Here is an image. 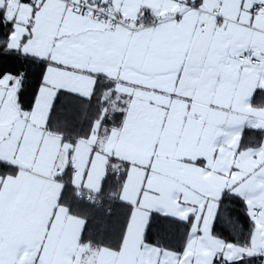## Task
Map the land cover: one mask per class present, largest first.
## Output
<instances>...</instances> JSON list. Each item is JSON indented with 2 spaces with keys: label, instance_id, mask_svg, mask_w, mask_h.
I'll list each match as a JSON object with an SVG mask.
<instances>
[{
  "label": "snow or ice",
  "instance_id": "obj_1",
  "mask_svg": "<svg viewBox=\"0 0 264 264\" xmlns=\"http://www.w3.org/2000/svg\"><path fill=\"white\" fill-rule=\"evenodd\" d=\"M252 259L264 0H0V264Z\"/></svg>",
  "mask_w": 264,
  "mask_h": 264
},
{
  "label": "trees",
  "instance_id": "obj_2",
  "mask_svg": "<svg viewBox=\"0 0 264 264\" xmlns=\"http://www.w3.org/2000/svg\"><path fill=\"white\" fill-rule=\"evenodd\" d=\"M30 96H31V90H29V92L26 93L25 98L28 99V98H30ZM248 135L249 136H253L254 133L249 132ZM231 208L233 209V212H232L233 217L240 218L241 219V223H243V219H242L243 218V214H244L243 205L240 204L239 202H232L231 203ZM244 230L246 232L247 231V228H245ZM173 231H178L179 233H182L184 231V228L182 226H180L178 229H175L174 228ZM223 234L227 238L235 239V236H234V234H232L230 228L227 229V231H225ZM250 264H259V261H258V259H252L251 262H250Z\"/></svg>",
  "mask_w": 264,
  "mask_h": 264
}]
</instances>
